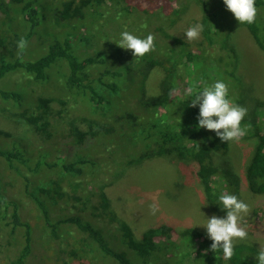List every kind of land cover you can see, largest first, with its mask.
<instances>
[{
    "label": "trees",
    "instance_id": "16d2710c",
    "mask_svg": "<svg viewBox=\"0 0 264 264\" xmlns=\"http://www.w3.org/2000/svg\"><path fill=\"white\" fill-rule=\"evenodd\" d=\"M140 1L0 0V78L19 70L30 77L33 85L55 90V94L38 93L33 107L28 109L22 107L18 91L0 87V104L11 114L24 118L46 140L54 133L55 113L63 118L66 111L71 119L61 150L41 151L38 157L30 158L17 147L0 148V157L21 181L19 192L35 207L36 225L46 241L56 244L55 252L66 253L80 264H97L93 262L97 259L109 264H257L259 248L246 240H235L234 254L225 260L222 249L211 250L212 241L203 232L191 226L177 229L162 221L138 237L127 222L121 221L114 232L125 250H115L102 229L91 221L94 216L110 213L107 193L100 186L85 185L72 193L64 185L82 180L85 175L95 181L103 147L116 146L117 138L130 142V148L135 146V157L127 160L128 166L153 157H173L180 167L195 166L202 200L216 213L225 211L219 196L224 192L237 195L241 188L240 173L230 158L229 142L221 141L215 131L198 127L199 106H190L192 98L188 91L195 93L205 84L223 80L229 88L228 99L232 100L238 82L234 69L239 55L231 34L244 25L264 50V0H255L257 16L253 24H240L223 0L202 2V32L206 41L219 49L216 59L205 58L184 39L162 31L164 53L173 55L165 56L170 63L155 57L158 40L156 50L139 57L136 63L123 61L107 47L89 53L82 50V45L92 43L93 24L105 15V4L136 6ZM45 8L56 24L65 27L60 33L51 31V25L50 32L46 31L48 26H41L42 20L51 19L43 16ZM21 37L27 41L37 39L43 50L30 58L27 46L22 59L18 58L17 42ZM69 37H73L72 41ZM110 59L119 65L108 66ZM157 66L165 72L161 92L148 95L145 83ZM89 69L92 74L88 77ZM122 89L137 100L135 105L127 103ZM243 99L247 103L253 101L249 96H242L241 102ZM253 104L252 111L241 121V126L247 128L243 138L254 142L242 174L249 192L264 194V100H255ZM76 107H80L78 117H74L76 113L70 114ZM78 120L85 127L79 126ZM0 134L7 136L2 130ZM136 144H140L138 149ZM33 226L24 219L23 205L8 195L0 172V234L8 264H36L30 261L34 251ZM70 228L79 233L74 243L68 241ZM170 248L176 252H169Z\"/></svg>",
    "mask_w": 264,
    "mask_h": 264
},
{
    "label": "rangeland",
    "instance_id": "374dc122",
    "mask_svg": "<svg viewBox=\"0 0 264 264\" xmlns=\"http://www.w3.org/2000/svg\"><path fill=\"white\" fill-rule=\"evenodd\" d=\"M203 1L208 2L209 0H141L136 6H128L125 2L121 5L107 3V5H104L105 15H101L98 22L93 24L92 33L95 35L92 43L89 42L86 46L82 45V50L89 53L93 49L107 47L115 52L114 56L120 55L123 61L135 62L139 57H134L130 49H123L118 46L120 33L127 30L141 38L151 33L155 37L153 52L156 50V41L159 42V49L155 52V57L162 59L164 63H170L168 57L173 55L164 53L165 46L161 35L162 31L170 37L176 36L184 39L191 48L200 50L205 58L216 59L219 56V49L216 45H210L206 41L203 32L194 41L187 40L183 33L190 25L201 24ZM154 4L157 5L151 7ZM123 6H126L129 11ZM42 13L43 16L51 18V12L46 8ZM13 14H16L15 11ZM49 25L52 27L51 31L55 33H60L61 30L65 29L64 26L61 25L60 27L56 24V21L52 18L50 21L42 20L41 26H48L47 32H50ZM81 32L82 28L78 33ZM231 36L239 55L238 64L234 69L237 73L238 82L233 89L234 99L232 98L231 101L246 107L248 115L253 109V101L264 100V50L258 46L254 36L244 25L236 27ZM77 37H79V34ZM72 38H70L71 41ZM27 46L30 58L36 54L39 55L43 50L39 41L35 38L29 39ZM160 46H162V49H160ZM166 55L169 56L165 58ZM110 60L108 66L119 65L117 62L111 63L113 61ZM182 70L185 72L183 68ZM91 74L92 70H87L86 75L89 77ZM164 76L165 72L160 66L155 67L150 72L145 83V90L148 95H157L161 92V82ZM123 84L125 85V83ZM0 87L18 91L22 95V107L28 109L33 107L34 98L38 93L45 94V91L55 94V90L51 88L46 89L45 87L33 85L30 77L19 70L9 72L0 78ZM239 89L241 90L239 91ZM121 92L122 95L127 97V103L135 105L136 99L127 96L124 89ZM242 96H249L253 98V101L247 103L243 99L241 102ZM58 107L59 104L55 106L56 109ZM79 109L80 107H76L75 112L70 114L76 113L74 117H78L81 115ZM62 116L63 118L56 113L54 114L52 119L54 133L50 139L46 140L24 118L11 114L0 104V130L7 133V136L0 134V148L12 149L17 147L22 149L25 155L30 158L38 157L41 151L61 150L63 138L68 134V125L71 121L66 111ZM78 124L85 127L79 120ZM115 143L117 147L115 145H105L103 147V153L99 157L100 166L97 168L98 177L95 181L92 178L90 179V175H85L82 180L78 179L74 182L64 183L72 193L79 192L84 185L87 188L100 186L107 193L111 202L110 213L94 216L91 221L94 226L100 230L102 229L101 231L115 250H125L117 241L114 232L121 221L127 222L137 237L145 229L161 221L171 223L177 229L191 226L208 236L206 228L200 224L206 223V218L212 215L221 218L226 216V211L216 213L204 204L200 183L194 173L195 166L180 167L173 157L147 158L139 164L135 163L128 166L126 165L127 160L135 157L133 152L135 146L130 148L128 146V144H131L130 142L124 143V141H118L117 138ZM253 143V139L250 138L229 141V152L231 161L241 177V188H239L236 196L251 207L248 217L241 221V225L246 227L248 232V237L245 240L260 248V244H264V194L249 192L242 174L244 166L252 154ZM125 145H127V148L123 147ZM136 145L138 149L140 144ZM95 156L98 157V152ZM0 172L8 195L17 199L23 205L24 219L34 225V251L30 261L36 264H52L53 261L55 264H63V262L80 264L77 259H72L66 253L55 252L53 248L57 247L56 244L46 241L45 235L40 231L38 224L36 225L38 217L35 207L28 198L20 194L21 181L8 169L6 162L1 157ZM153 203H156L159 209L155 215L151 214L149 209V205ZM67 232L70 233L68 238L70 243L78 240L79 233L75 229L70 228ZM5 249L0 234V264H8L9 257ZM169 252H176V250L170 248ZM91 260L93 259L91 258ZM93 262L109 264L106 263L108 261L100 263L98 259L93 260ZM185 264L187 263L185 262Z\"/></svg>",
    "mask_w": 264,
    "mask_h": 264
},
{
    "label": "clouds",
    "instance_id": "9594fccd",
    "mask_svg": "<svg viewBox=\"0 0 264 264\" xmlns=\"http://www.w3.org/2000/svg\"><path fill=\"white\" fill-rule=\"evenodd\" d=\"M223 3L240 24L255 23L257 16L255 0H223ZM202 31L203 25L195 23L183 33L187 40L194 41L200 37ZM154 41L155 37L151 33L141 38L124 30L120 33L117 44L123 49H130L134 57H143L155 49ZM27 45L28 41L21 37L17 42L18 58L22 59ZM228 94V85L223 80H216L210 85L205 84L195 93L191 89L188 91V96L192 98L190 106H199L198 127L215 131L223 142L239 141L247 133V128L241 126V121L247 115L248 109L229 100ZM219 203L226 211V216L221 218L212 215L206 218V223L200 225L206 228L207 235L212 241L211 250L216 252L222 249L225 260H229L234 254V241L245 240L248 237L246 227L241 225V221L248 217L251 207L244 200L227 192L219 196ZM149 209L153 215L159 210L156 203L150 204ZM256 258L257 264H264V244H260Z\"/></svg>",
    "mask_w": 264,
    "mask_h": 264
}]
</instances>
